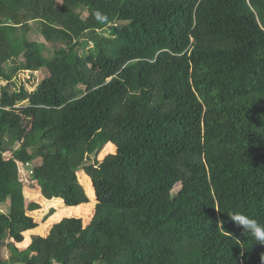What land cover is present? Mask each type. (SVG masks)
<instances>
[{"label":"trees","instance_id":"obj_1","mask_svg":"<svg viewBox=\"0 0 264 264\" xmlns=\"http://www.w3.org/2000/svg\"><path fill=\"white\" fill-rule=\"evenodd\" d=\"M24 103L30 126L5 157L3 109ZM100 144L115 150L91 157ZM25 163L66 206L90 197L67 209L95 202L88 221L63 216L17 247L40 207ZM230 211L264 224V0H0V264H264Z\"/></svg>","mask_w":264,"mask_h":264},{"label":"rangeland","instance_id":"obj_2","mask_svg":"<svg viewBox=\"0 0 264 264\" xmlns=\"http://www.w3.org/2000/svg\"><path fill=\"white\" fill-rule=\"evenodd\" d=\"M80 13L82 15H84L85 11L80 9ZM27 38L43 42L44 46H45L44 51H45V54L47 56L50 55L51 50L55 47L53 42L49 41L45 36H43L39 33L38 27L33 28L32 31H29L27 34ZM87 46L91 47V43H87ZM79 52H81V51H79ZM88 61L90 63V66H92L94 68L93 60L91 57H89ZM22 73H23L22 71H20L19 73L17 72L16 76L21 81L27 82L28 80L22 75ZM45 73H46V68L43 67L40 70H37L34 73L29 74V75H31L30 78H31L32 83L34 84V83H36V81L40 80L41 77L44 76ZM22 78H24L25 80H23ZM15 79H16V77H15ZM27 85L31 86L29 84H27ZM81 87H84V86H81ZM16 107L21 108L22 105L17 104ZM23 108L24 109L21 110V112L18 110H15L13 112L12 108L10 109L7 107H5L3 109L4 111L7 112V115H6V118L8 119L7 121H9L10 119L13 120L11 136L14 137L13 138L14 141L11 145V148L7 149L3 152V155L5 157H9L14 152L17 153L22 148V144H21L22 138H23L25 131L30 126V118H31L30 112L27 109V106H24ZM15 114H18V116H20V118H17L18 116L15 117ZM105 145L106 144H100L99 146H97V148L90 154L91 157L101 159V158H103V156L105 154H107L109 152H114V150H115L114 147L110 150H105V147H106ZM38 161L39 160H35L34 162H38ZM33 164L32 163H25L23 165L20 164V168H21V172H22V174L20 173V175H21V179L24 182L23 193H24L25 199L37 201L39 203L40 207L35 212H31L33 219H34L33 227L30 230L23 232L24 238L21 242L15 243V245L19 248L27 245V243L30 241L32 235H34V234H40V235L47 234L52 223L54 221L59 220L63 216H77V217H81L84 220V222H87L88 219L90 218L91 214H92L94 203H95V202H93L92 206L87 208L84 211L82 210L81 212H76V213L74 212V214H68L67 213L68 207H66V205L64 204V202L62 200L54 199L53 197L45 194L42 187L38 183V181L36 179L29 177L31 167ZM81 173H82V171L77 172L78 178L80 180L82 178L81 182H84L83 174H81ZM186 185H187V183L185 181H177V183L175 184V186L173 188V193H175L179 188L186 187ZM93 194H94V192H93ZM94 196H95V194H94ZM58 199H60V198H58ZM89 203H90V197H89L88 203L80 204V206L81 205H87ZM77 206H71V207L75 208ZM0 255L5 259L7 257H9V255H10L9 248L7 246L0 247Z\"/></svg>","mask_w":264,"mask_h":264},{"label":"clouds","instance_id":"obj_3","mask_svg":"<svg viewBox=\"0 0 264 264\" xmlns=\"http://www.w3.org/2000/svg\"><path fill=\"white\" fill-rule=\"evenodd\" d=\"M183 181V180H178ZM177 181L175 182V184ZM187 186V185H186ZM228 221L232 223L233 226L238 227L241 232V236H249L252 240L255 241L256 244L264 247V224H261L256 219L246 215L240 211H230L228 214ZM225 221L220 219L217 221L218 227L225 231L227 235V231L224 229ZM237 243H240V237H233Z\"/></svg>","mask_w":264,"mask_h":264},{"label":"crops","instance_id":"obj_4","mask_svg":"<svg viewBox=\"0 0 264 264\" xmlns=\"http://www.w3.org/2000/svg\"><path fill=\"white\" fill-rule=\"evenodd\" d=\"M24 106H26L25 105V103H24V105L22 106V107H24ZM54 199H57V200H61V199H58V198H55V197H53ZM88 203V202H87ZM83 204H85V203H83ZM78 206H80V205H78ZM66 207H71V206H66ZM62 209V208H61ZM62 211V210H61Z\"/></svg>","mask_w":264,"mask_h":264}]
</instances>
